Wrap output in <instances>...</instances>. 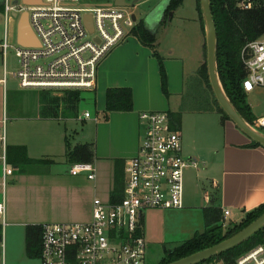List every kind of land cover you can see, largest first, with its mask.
Segmentation results:
<instances>
[{
	"label": "crops",
	"instance_id": "obj_1",
	"mask_svg": "<svg viewBox=\"0 0 264 264\" xmlns=\"http://www.w3.org/2000/svg\"><path fill=\"white\" fill-rule=\"evenodd\" d=\"M6 1L0 0V26L4 24ZM151 1L154 0H142L140 3ZM136 19L137 24L139 20ZM140 21L146 28L154 30L146 17ZM14 24L17 32V22H13L12 26ZM127 48L137 52L128 58ZM155 53H158L157 48L144 46L129 35L125 43L116 47L101 62L97 87L92 91L97 95V112L90 119H84V115L73 116L69 114L71 111L61 112V102L58 109L47 103L43 111L9 115V77L7 75L6 82H2L5 66L0 55V201L5 198L2 182L6 167L12 169V174L7 176L6 226L2 230L6 231L4 245L11 262L18 259H24L26 263L40 261L27 256L28 227L89 223L96 198L113 203L124 196L125 166L139 151L141 113H181L178 130L182 136L183 154L186 158L196 159L202 167L201 170H198L199 167L189 169L194 171H189L184 177V207L180 210L200 212L204 224L203 231L192 238L206 231V209L219 208L223 213V228H229L232 224L240 225L264 205V146H253L254 141L231 120L223 121L222 115L215 110L183 108L182 101L186 96L184 64L175 58L166 62L158 53L167 74L169 95L166 97ZM18 88L24 91L19 85ZM120 88L132 91L134 108L130 112L108 113L106 93L109 89ZM29 92L41 93L42 96L47 93ZM174 96L179 97L176 111L171 110V98ZM79 121L86 125L80 133L76 126ZM76 136L79 139H74L72 143V138ZM85 144L93 146V161L70 163L68 151ZM18 147L25 149L26 156L20 154L25 160L21 162L15 155L7 160L8 149ZM76 164L94 165L95 179L89 180L86 173L72 175L71 169ZM199 176L207 182V189L201 187L204 196L198 183ZM168 211L152 210L143 215L142 232L147 245L164 241L159 220ZM225 211L230 214L227 218Z\"/></svg>",
	"mask_w": 264,
	"mask_h": 264
},
{
	"label": "built area",
	"instance_id": "obj_2",
	"mask_svg": "<svg viewBox=\"0 0 264 264\" xmlns=\"http://www.w3.org/2000/svg\"><path fill=\"white\" fill-rule=\"evenodd\" d=\"M257 1L260 0H238V7L251 10ZM105 4L41 0L38 5L26 6L22 1L11 5L7 0L0 41L5 66L2 82L8 75V52L14 50L19 67L12 76L21 90L47 91L59 97L72 91H94L101 62L129 37L136 25L126 8ZM23 12H28L30 27L38 40L34 47L20 46L17 32L15 45L12 43L11 25L16 20L18 26ZM87 16L93 32L87 28ZM241 60L247 72L241 85L243 91L250 94L264 89V35L247 43ZM90 118L92 115L86 112L84 119ZM139 121V151L126 163L123 198L113 203L96 198L89 223L42 225L40 264H148L143 215L152 210L183 209L185 171L198 168L199 163L184 156L181 133L174 128L169 113H141ZM251 126L264 135V116L255 118ZM5 172V198L0 201L2 227L6 226L5 191L12 169L5 167ZM95 172L92 164H76L71 169L72 175L86 173L89 180L95 179ZM224 213L225 218L230 215L229 211ZM232 264H264V243L243 253Z\"/></svg>",
	"mask_w": 264,
	"mask_h": 264
},
{
	"label": "trees",
	"instance_id": "obj_3",
	"mask_svg": "<svg viewBox=\"0 0 264 264\" xmlns=\"http://www.w3.org/2000/svg\"><path fill=\"white\" fill-rule=\"evenodd\" d=\"M111 1V0H110ZM109 1V2H110ZM184 0H170L164 11L161 21L163 25L180 6ZM200 16V23L203 33H205L200 1L197 2ZM211 10L213 20L217 31V70L223 89L236 108L238 113L250 124L253 125L255 116L252 113L250 105L247 103V94L242 89V82L247 76V72L241 60V53L247 43L258 39L264 35V2L257 1L251 10H241L238 7V0H211ZM130 35L137 38L144 46L155 49L157 46V35L154 31L146 28L143 21H139L130 31ZM160 63V76L162 90L168 97V80L163 65L162 58L155 53ZM210 93V94H209ZM64 100L67 108L75 109L81 100V91L67 92L63 98H54L53 103H60ZM193 101L201 107L196 108L197 111H217L222 115L223 121L230 120L228 115L222 110L210 85L207 63H205L195 78L191 79L186 96L183 102ZM134 108L133 94L130 89H109L106 93V111H122L130 112ZM174 128L178 129L181 113L170 112ZM253 146H262L254 142ZM24 148H9L7 151V160L11 158L25 160L26 152ZM24 157H20V154ZM15 155V156H14ZM14 156V157H13ZM18 157V158H17ZM68 159L70 163H91L94 159L93 146L90 144L79 145L68 151ZM15 163V161H14ZM123 198V197H122ZM121 198V199H122ZM121 199H116L119 201ZM264 214V205L257 211L251 213L248 218L240 225L235 226L225 235L222 234L223 213L219 208H210L204 210L206 222V231L197 234L191 240H188L173 250L165 251L164 258L159 264H171L194 253L202 251L217 245L231 236L237 234L246 228L256 219ZM143 230V229H142ZM2 226L0 225V242L2 241ZM264 243V229L254 235L251 239L242 245L227 251L201 264H215L222 261L224 264H232L243 253L247 252L254 246ZM42 251V226H30L26 233V253L28 258L40 259Z\"/></svg>",
	"mask_w": 264,
	"mask_h": 264
},
{
	"label": "rangeland",
	"instance_id": "obj_4",
	"mask_svg": "<svg viewBox=\"0 0 264 264\" xmlns=\"http://www.w3.org/2000/svg\"><path fill=\"white\" fill-rule=\"evenodd\" d=\"M16 0H9L10 4ZM21 2V0H18ZM88 3H98L102 4L110 0H84ZM128 2H133L135 0H127ZM164 1V2H163ZM170 0H154L148 4L139 3L133 8H126L128 13L135 15L138 20L145 18L148 21L150 26H153V31L157 35V51L162 56L164 61H170V59H178L181 63L184 64V84L185 92L187 93L188 87L191 84V79L195 78L201 67L207 63V45L205 33L201 32V23L200 16L197 7L198 0H184L182 6H180L175 12H173L170 18L161 25L159 19H163L164 11L166 10ZM163 2V3H162ZM16 23L17 21L14 20ZM4 33V24L0 26V36L3 38ZM12 33V43L15 45L16 40V25H11ZM0 39V40H1ZM128 39V38H127ZM127 39L123 42L125 43ZM121 43L120 45H122ZM159 44V45H158ZM118 45V46H120ZM116 46V47H118ZM115 47V48H116ZM114 48V49H115ZM114 49L108 54V56L114 51ZM128 58L132 54L134 56V49L127 48ZM1 63V62H0ZM2 65V64H0ZM19 63L18 58L16 57L15 51L10 50L8 52L6 69L9 77V86H8V114L13 113H24V112H39L45 109V104H51L52 108L56 107L58 109L60 103H53L52 100L55 98H63L57 96L52 92H45L46 96H42L41 93L29 92V91H20L18 88V81L13 75L18 70ZM2 73V71H1ZM213 91V90H212ZM51 95H50V94ZM210 94V93H209ZM96 93L92 91H83L81 92V100L77 104L75 110L67 108L64 100L61 101L62 110L61 112H70L69 114L73 116L84 115L88 111L93 117L96 116ZM182 99V97H181ZM179 97L174 96L171 98V110H177V104ZM247 103L251 106L253 115L258 118L264 116V89H257L254 92L247 95ZM47 104V105H48ZM183 108H200L199 104L194 103L193 101H182ZM48 107V106H47ZM179 110V109H178ZM77 131L79 133L85 128V124L82 122H77ZM72 135V134H71ZM74 139H79L77 136L72 138L71 142L74 143ZM199 167V166H198ZM192 169V168H189ZM185 171L186 174H189V170ZM200 166L198 170H201ZM198 172V171H197ZM201 171H199L200 173ZM200 190L202 196L204 191L202 189H207V182L203 177L199 176ZM206 185V186H205ZM202 187V189H201ZM204 205V201L201 203ZM239 218L237 217L236 220ZM159 223L163 229L164 241L160 244L153 243L148 244V255L147 263L148 264H159L165 255V251H171L176 247L184 244L190 238H192L197 232H202L204 228L203 218L200 212L190 213L187 210H170L164 212L160 217ZM236 224L232 226L222 228V234L226 233L234 228ZM228 228V229H227ZM4 229V227H3ZM5 230V229H4ZM2 230V241L0 242V264H40V261H30L25 262L24 259H18L13 262L8 259L6 255V247L4 242H6V231ZM148 243V242H147ZM2 244L4 246H2ZM166 249V250H165Z\"/></svg>",
	"mask_w": 264,
	"mask_h": 264
},
{
	"label": "water",
	"instance_id": "obj_5",
	"mask_svg": "<svg viewBox=\"0 0 264 264\" xmlns=\"http://www.w3.org/2000/svg\"><path fill=\"white\" fill-rule=\"evenodd\" d=\"M26 6L38 5L41 0H21ZM142 0H135L133 2H128L127 0H112L110 3H106L104 6L108 7H122V8H133L139 4ZM200 8L202 12L205 37L207 45V68L210 85L212 87L213 93L216 100L218 101L222 110L228 115L230 120L244 132L252 141L259 143L264 146V135L257 130H255L236 110L229 98L227 97L223 86L221 84L218 70H217V31L216 25L213 20L212 10H211V0H199ZM18 0L15 4H18ZM18 18V14L14 15ZM134 22L137 21L136 16H132ZM87 28L90 32H93V25L91 18L86 17ZM17 42L22 47H34L38 44V40L33 33L29 24L28 12H23L18 18L17 26ZM264 229V214H262L258 219L248 225L246 228L242 229L237 234L231 236L230 238L224 240L223 242L214 245L210 248L204 249L197 253H194L188 257L181 260L173 262L171 264H201L205 263L211 259L219 257L223 253L230 251L244 242L251 239L254 235Z\"/></svg>",
	"mask_w": 264,
	"mask_h": 264
}]
</instances>
